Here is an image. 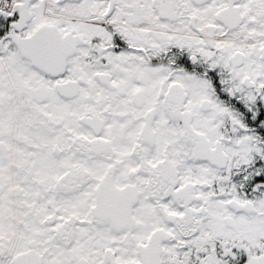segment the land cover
I'll return each instance as SVG.
<instances>
[{
	"label": "snow or ice",
	"instance_id": "1",
	"mask_svg": "<svg viewBox=\"0 0 264 264\" xmlns=\"http://www.w3.org/2000/svg\"><path fill=\"white\" fill-rule=\"evenodd\" d=\"M0 264H264V0H0Z\"/></svg>",
	"mask_w": 264,
	"mask_h": 264
}]
</instances>
